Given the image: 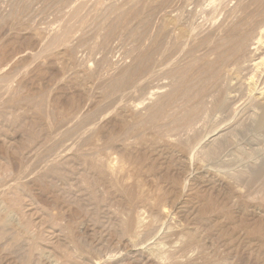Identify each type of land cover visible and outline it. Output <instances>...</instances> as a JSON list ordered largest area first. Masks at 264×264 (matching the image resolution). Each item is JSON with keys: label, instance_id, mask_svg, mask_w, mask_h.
<instances>
[{"label": "rangeland", "instance_id": "rangeland-1", "mask_svg": "<svg viewBox=\"0 0 264 264\" xmlns=\"http://www.w3.org/2000/svg\"><path fill=\"white\" fill-rule=\"evenodd\" d=\"M114 1L121 4L126 0ZM156 2L157 0L154 1L155 4ZM80 4L82 7L78 13V18H70L71 7ZM70 6V8H63L58 0H0V76H4L3 79H0V184L8 185L0 188L2 190L5 188L0 194V206L9 207L8 209L11 210L10 219L14 225H7V228L0 226V237L2 236L0 238V264H93L92 262L94 264H97L96 262L99 264H115V262L117 264H156V260L167 261L162 255L164 252L168 256V253L163 251L161 247L163 240L165 239L164 242L169 243L177 236L173 240L176 241L179 235H181L182 240L179 237L181 241L177 240L178 242L194 243V253L198 256L194 264H264V131H257L253 128L256 111L253 107L254 95L250 94L251 92L248 93L249 91L244 85L245 88L243 87L241 90L239 89V92L237 90V93H233L239 99L234 110L220 111V114L218 112L209 115L207 122H201L202 124L199 122L197 127L192 130L172 136L173 141L171 136L167 140L165 138L168 136H156L159 130L162 128L165 130V126L158 124L160 128L158 126L149 128L147 133H150L141 142L128 143L126 150H123L130 151L132 154L138 150L134 156L138 155L136 157H140L139 161L143 160L140 161V163L143 162L140 166V175H142L141 172L143 175L138 180L135 179L136 177H129L128 182L122 183L126 186L124 188L120 183L111 181L109 178L111 175L100 165L95 168L98 165L96 146L103 142L101 139L96 140L98 139L96 136L101 134L104 137H110L115 131L117 132L119 126L124 124L125 118L123 121L119 117L120 120L112 117L111 110L113 108L104 111L106 109L104 107L112 99L116 100L115 105L119 107L126 103L129 105L130 103L132 105L139 104L138 109L136 108L133 112L127 111L128 114L131 113L134 118H137L159 96L170 90L171 80L164 77L163 66L160 65L161 53L157 46L162 16L158 12L154 14L151 22L153 27L150 26L147 30L148 36L146 35L136 43L127 30L134 26L142 28L141 18H146V11L142 13L141 18L130 17L129 23H126L127 26L121 23L122 17L118 12L106 15L103 11L104 8L97 6V0H73ZM60 10H63V13H59ZM98 15L100 16L98 17ZM80 19L84 20L82 24L79 22ZM67 25H72L71 27L75 30L70 38L73 45H78V41L81 38L82 41L84 39L75 57L68 56L66 46L61 47L55 44L48 48L51 38L62 35ZM119 25L120 29L118 28ZM111 26L114 28V32L108 41H104V35ZM208 30L209 26H206L204 33ZM88 38L90 40L86 43ZM187 47L186 45L185 50ZM138 48L153 50V58L155 57L152 70L140 80V87L147 86L146 93L143 95L139 88H135L120 91L110 96L101 87L107 89L108 81L134 62ZM158 52L159 54H157ZM184 52L178 57L181 64L186 61L182 59ZM93 75L97 76L94 77ZM148 79L152 83L147 81ZM233 81L237 82L236 80ZM234 82L233 84H235ZM36 95L38 97L43 95L42 97H44L43 110L25 101H18L20 98ZM47 103L48 105H46ZM79 114L80 116H78ZM83 114L92 115L93 122L89 118L88 120L84 119L85 115ZM106 115L108 116L106 117ZM101 117L102 119H100ZM116 120L121 124L117 122L118 127L115 124ZM60 124L62 128L59 126ZM100 129L101 131H99ZM110 130L114 131H112L113 134ZM63 131H67L65 137H61ZM223 134L229 138L225 149L222 148L223 150L214 152L212 156L207 155L206 151L203 152L202 148L206 144L205 142L218 141ZM86 137L88 141L85 139ZM53 138H55L54 142ZM177 139L179 142L174 141ZM148 141L150 142L148 143ZM187 144L190 149L187 148ZM111 145L108 146L107 150H110ZM52 147H58L57 149L60 151L67 147L69 151L64 153L65 156L62 160L57 157L55 162H52L54 157L47 152ZM131 148L135 149L132 150ZM177 149L180 154L177 153ZM39 150L41 151L39 152ZM91 151H94L93 154H90ZM187 154H191L190 162L186 158H181ZM86 156L89 157L86 159ZM241 157L243 158L241 159ZM86 160L91 161L88 163L94 167L89 164L90 167L86 165ZM152 160L156 163L155 165ZM92 161L95 163L93 164ZM54 163L60 165H57L58 168L61 167L60 169L64 170H57V166L51 169V165ZM189 166L192 167L193 173L195 171L194 181L191 182L193 186L190 184L191 193L184 190L185 185H182L185 183L186 173L184 172H188V169H183ZM65 169H68L70 173L72 172V175ZM163 171L164 174H169L164 176ZM253 171H257L256 173L261 171L260 174L262 175L259 174L260 178L249 183V176L252 175ZM179 172L184 176L180 180L178 177L182 175ZM234 173L235 175L238 173L240 177L232 179ZM155 174L157 178H155ZM174 175H176L175 178ZM84 177L87 181L84 180ZM143 179L144 181H142ZM162 181H165L164 184L162 183L163 185L161 184ZM181 182L183 183L181 184ZM160 187L162 191L159 189ZM169 187L170 189H168ZM168 190H177L178 194H181L177 198H172V193ZM181 190L183 191L181 192ZM237 191L238 194L240 193V197L235 198L234 195ZM187 194L189 197L186 196ZM155 195L161 198V204L155 199L151 201L154 203L152 205L142 201L146 196ZM137 196L143 198H140L139 201ZM203 203L207 206V212L202 211ZM134 204L137 205L134 206ZM140 208L141 212L142 210H145L144 213L147 212L143 217L149 220L154 228L156 227L155 231L153 230L151 233H154L151 238V234H143L142 231L128 232L127 230V220L139 212ZM163 209L166 211L165 215L161 213ZM146 215L150 216L146 218ZM153 215L158 216L153 218ZM231 218L233 219L231 220ZM260 224L263 230L260 229ZM25 225L28 226L30 235L33 237L28 236V239L26 238L25 235L27 234L23 233ZM165 225L170 229L169 231H172L168 233V237L163 236V233L168 231ZM160 229L164 232L162 233ZM17 230H20L19 233ZM16 233L20 235L18 236ZM13 234L17 236L13 237ZM15 238L18 239L17 242ZM22 238L30 242L24 241ZM156 238L159 239L156 240ZM13 243L15 244L13 245ZM32 243H35L33 246L36 248L32 246ZM143 244L151 247V253L153 252L156 259L154 262L152 259H148L147 252H143L144 255H142V250L139 249L145 248ZM153 244L155 246H152ZM158 245L159 247H157ZM43 249L44 251H42ZM19 251L21 252L19 253ZM136 252L141 253L137 254ZM35 260L37 261L35 262Z\"/></svg>", "mask_w": 264, "mask_h": 264}, {"label": "bare ground", "instance_id": "bare-ground-1", "mask_svg": "<svg viewBox=\"0 0 264 264\" xmlns=\"http://www.w3.org/2000/svg\"><path fill=\"white\" fill-rule=\"evenodd\" d=\"M108 0H97V6L99 5L100 8H104L103 11L107 15L108 13H115L118 12L121 18V23L124 25H127L128 19L130 17L135 18H141V15L144 11H146V18L142 19L141 21L143 23L142 28L139 27H133L129 28L127 31L130 35V37L136 41V43L141 40L143 37L147 35V30L151 25L152 17L156 12L162 16V23H160V35L159 39L157 41L158 50H160V65L163 66V74L166 79L171 80V88L169 91L165 92V94L159 96L157 100H155L151 105H149L144 113H141V115L137 118H134L133 115L128 114L127 111H134L136 110L137 106L139 104H124L123 106H116V100L112 99L108 104H106V108L104 111L111 110L112 117L114 118H121L124 121V124L121 125L117 120L119 124H117V127L119 126V129L117 132L113 134L112 131L110 132L113 134L110 137H104L101 134L96 136V140L101 139L103 142L100 145H97L96 148L98 149L96 153V159H98V165L96 162L98 168L99 165L102 167V169L106 170V172L111 175L109 178L111 181L115 183H122L129 180L128 178L133 176L136 177L135 179L138 180V178L142 177L140 175V166L141 162L139 161V158L134 156L137 154L138 150L135 153H131L130 151H125L127 144L129 143H138L139 141L143 140L145 137L148 136L147 130L149 128L157 127L158 124H161L162 126H165V130H159L158 134L156 136H168L165 139H170L169 137L174 135H181L184 132H187L189 130H192L193 128L197 127V124L200 122H207L209 115L213 113L220 114V111H230L234 110V106L239 100L234 92H236L241 88L247 87L246 89L249 91L248 93L254 95L253 100V107L256 110L255 111V117L253 119V128H255L257 131H264V0H157L156 4L154 3L155 0H126L125 2L121 4H117L114 0H109L110 2H107ZM73 0H58V3H60V6L63 8H67L72 4ZM76 4V3H74ZM73 4V5H74ZM71 7V6H70ZM69 7V8H70ZM82 5H76L71 7L70 11V18H78V13L80 11V8ZM84 9V8H83ZM65 10V9H64ZM92 10V9H91ZM63 11V10H62ZM60 10L59 13L62 12ZM85 11V10H84ZM83 12V11H82ZM81 12V13H82ZM89 12V11H88ZM63 13V12H62ZM88 14V13H87ZM86 15V13H85ZM118 15V14H117ZM144 15V14H143ZM83 16V14H82ZM87 16V15H86ZM93 16V15H92ZM100 15H98L99 17ZM112 16V15H111ZM84 17V16H83ZM160 17V16H159ZM87 18V17H86ZM114 18V17H113ZM119 18V17H118ZM158 18V17H157ZM161 18V17H160ZM71 19V21H72ZM99 19V18H98ZM106 19V18H105ZM112 19V18H110ZM104 20V19H103ZM120 20V19H119ZM130 20V19H129ZM70 21V22H71ZM86 21V20H85ZM65 22V21H64ZM80 24L84 22V20H79ZM106 22V21H105ZM114 22V21H113ZM88 23V21H87ZM108 23V22H107ZM117 23V22H116ZM120 23V22H119ZM120 23V24H121ZM127 23V24H126ZM155 23V22H154ZM79 24V25H80ZM100 24V23H99ZM157 24V22H156ZM136 25V24H135ZM61 26V25H60ZM72 25H67L66 29L64 30L62 35L54 36L51 38V40L48 43V48L54 46L55 44L62 46H66L67 52L69 53L68 56L75 57V54L78 52V48L80 47L81 43L84 42V39L82 41V38L78 41V45H73L71 42L72 34L75 32ZM84 26V25H83ZM82 26V29L84 28ZM108 26V25H107ZM128 26V25H127ZM126 26V28H127ZM206 26H209L208 32L204 33V29ZM80 27V26H78ZM153 27V26H152ZM81 28V27H80ZM120 29V25L118 27ZM75 29V27H74ZM104 29V28H103ZM158 29V28H157ZM154 30H156L154 28ZM126 31V32H127ZM157 31V30H156ZM114 32V28L111 26L106 31L105 39L104 41H108V39L111 37V35ZM79 33V32H78ZM157 33V32H156ZM159 33V32H158ZM153 34V33H152ZM86 35V34H85ZM84 35V36H85ZM155 35V34H154ZM153 35V36H154ZM157 35V34H156ZM83 36V35H82ZM148 36V35H147ZM152 36V37H153ZM75 37V36H74ZM81 37V36H80ZM151 37V39H152ZM148 38V37H147ZM90 39L88 38L87 41ZM150 40V39H149ZM71 42V43H70ZM74 42V41H73ZM106 43V42H105ZM77 44V43H76ZM109 44V42H108ZM142 44V43H141ZM188 46L185 50V46ZM99 47V46H98ZM139 47V46H138ZM62 49V48H61ZM137 49V48H135ZM139 50L137 54L134 57V62L124 71L120 72L116 77H113L110 79L106 85V88H102L106 90V92L111 96V94L120 92V91H126L131 90L135 88H139V91L141 93H146L147 86L140 87V80L147 75L151 70L154 63L153 58V50L151 49H143L138 48ZM157 49V48H156ZM155 49V50H156ZM46 50V49H45ZM44 50V51H45ZM64 50V49H63ZM184 52L182 59H185L186 61L181 64L179 63L178 57L179 55H182L181 53ZM60 52V51H58ZM57 52V53H58ZM67 53V54H68ZM62 54V53H61ZM159 54V52L157 53ZM60 56V55H59ZM157 56V55H156ZM159 56V55H158ZM37 57V56H36ZM49 57V56H48ZM181 58V57H180ZM158 63V62H157ZM25 64V63H24ZM78 64V63H77ZM70 66V65H69ZM19 68V67H18ZM70 69V68H69ZM68 69V70H69ZM87 69V68H86ZM15 70V69H14ZM160 70V69H159ZM12 71V70H11ZM67 71V70H66ZM14 72V71H12ZM11 74V73H10ZM67 74V73H66ZM65 76V75H64ZM88 76V75H87ZM94 77L97 75H93ZM110 77V76H109ZM4 76H0V79H3ZM97 78V77H96ZM20 79V78H19ZM15 80V79H14ZM94 80V79H93ZM96 80V79H95ZM233 80H236L237 82H234ZM1 81V80H0ZM147 81H150L149 79ZM164 81V80H163ZM248 81V82H246ZM80 82V81H79ZM151 82V81H150ZM233 82L235 84H233ZM152 83V82H151ZM100 84V83H99ZM46 86V85H45ZM50 87V86H49ZM244 87V88H245ZM152 89V88H151ZM103 91V90H102ZM244 91V90H243ZM161 92V91H160ZM159 92V93H160ZM125 93V92H124ZM148 93V91H147ZM151 93V91H149ZM237 93V92H236ZM30 94V93H29ZM33 94V93H32ZM39 94V93H38ZM103 94L106 93L103 91ZM126 94V93H125ZM132 94V93H131ZM153 94V93H152ZM233 94V95H232ZM31 95V94H30ZM45 95V94H43ZM39 96H29L18 99V101H25L27 103H30L36 107H38L40 110H43L45 101L44 97ZM50 95V94H49ZM118 95V94H117ZM106 96V95H105ZM109 96V97H110ZM1 97V96H0ZM108 97V96H107ZM131 97V96H130ZM242 97V96H241ZM119 98V96H118ZM132 98V97H131ZM2 99V98H1ZM121 100V99H120ZM7 101V100H6ZM47 101V98H46ZM17 102V101H16ZM24 102V103H25ZM134 102V101H133ZM124 103V102H123ZM48 105V103L46 104ZM115 105V106H114ZM143 105V104H142ZM56 108V107H55ZM100 108V107H99ZM100 108V109H104ZM140 108V107H139ZM37 109V108H36ZM47 109V108H46ZM60 109V108H59ZM138 109V108H137ZM45 110V109H44ZM63 110V109H62ZM96 110V109H95ZM98 110V109H97ZM99 111V110H98ZM97 111V113H98ZM252 111V109H251ZM48 112V110H47ZM85 112V111H84ZM94 112V111H93ZM42 113V112H41ZM96 113V114H97ZM102 113V112H101ZM44 114V113H43ZM90 114V113H89ZM95 114V116H96ZM40 115V114H39ZM85 115V114H83ZM104 115V114H103ZM42 116V114H41ZM53 116V113H52ZM80 116V114L78 115ZM94 116V117H95ZM108 115H106L107 117ZM84 117V116H83ZM92 115H85L84 119L88 120V118L93 122V117L91 119ZM103 117V116H102ZM102 117L100 119H102ZM110 117V115H109ZM108 117V118H109ZM119 117V118H118ZM54 118V117H51ZM80 118V117H79ZM213 118V117H212ZM55 119V118H54ZM75 119V118H74ZM81 119V120H84ZM110 119V118H109ZM52 120V119H51ZM78 120V119H77ZM80 120V121H81ZM105 120V119H104ZM107 120V119H106ZM120 120V119H119ZM50 122V121H49ZM48 122V124H49ZM54 122V121H53ZM79 122V121H78ZM77 122V126L79 125ZM109 122V121H108ZM121 122V121H120ZM83 123V122H82ZM106 123V122H105ZM122 123V122H121ZM84 124V123H83ZM82 124V125H83ZM202 124V123H201ZM54 125V124H53ZM76 125V124H75ZM108 125V124H107ZM245 125V124H244ZM47 126V125H46ZM50 126H52L50 124ZM62 128V125H59ZM70 126V124H69ZM204 126V125H203ZM202 126V127H203ZM67 127V125H66ZM74 127V125H73ZM85 127V126H84ZM100 127V126H99ZM111 127V126H110ZM205 127V126H204ZM158 128H160L158 126ZM247 128V127H246ZM65 129V128H64ZM68 129V127H67ZM66 129V130H67ZM76 129V128H75ZM112 129V127H111ZM254 129V130H255ZM195 130V129H194ZM193 130V132H194ZM249 130V129H248ZM101 131V129L99 130ZM54 132V130H53ZM52 132V133H53ZM56 132V131H55ZM62 132V130H61ZM67 132V131H66ZM66 132L63 131L61 137H65ZM114 132V131H113ZM102 133V132H99ZM256 133V132H254ZM263 133V132H262ZM57 134V133H56ZM55 134V135H56ZM214 134V133H213ZM264 134V133H263ZM54 135V134H53ZM72 135V134H71ZM150 135V134H149ZM262 135V134H261ZM52 136V134H51ZM60 136V135H58ZM152 136V134H151ZM226 134H223L218 141H208L205 142L206 144L202 148L203 152H207V155L212 156L214 152H218V150H223L226 147V143L229 142L228 136L226 137ZM89 138V137H88ZM153 138V137H152ZM174 138V137H173ZM184 138V136H183ZM205 138V137H204ZM53 138V142H54ZM65 139V138H64ZM63 139V140H64ZM87 140V137L85 138ZM91 139V138H90ZM89 139V140H90ZM155 139V137H154ZM158 139V138H157ZM235 139V137H233ZM238 139V138H237ZM68 140V139H67ZM84 140V139H83ZM95 140V139H94ZM165 140V141H166ZM181 140V139H180ZM185 140V139H184ZM209 140V139H208ZM88 141V140H87ZM86 141V142H87ZM173 141V140H172ZM174 141H178L174 140ZM60 142V141H59ZM76 142V141H75ZM146 143V141H144ZM150 141H148L149 143ZM152 142V141H151ZM162 142V140H161ZM170 142V141H169ZM179 142V141H178ZM181 142V141H180ZM187 142V141H186ZM88 143V142H87ZM154 143V141L152 142ZM189 143V142H188ZM86 144V143H85ZM84 144V145H85ZM111 145L110 150H107L108 146ZM156 144V143H155ZM173 144V142H172ZM57 145V144H56ZM88 145V144H87ZM153 145V144H152ZM166 145V143H165ZM231 145V144H230ZM229 145V146H230ZM65 146V145H64ZM67 146V145H66ZM70 146V145H69ZM125 146V147H124ZM140 146V145H139ZM161 146V145H160ZM168 146V145H166ZM171 147V145H169ZM176 146V145H174ZM173 146V147H174ZM188 149V144L186 145ZM49 147V146H48ZM68 147V146H67ZM64 148L63 150L57 149L58 147H52L49 148L47 152H49V155L54 157L52 162H55V159L57 157H60L59 159L62 160L65 156V152L69 151ZM93 147V146H92ZM36 148V147H35ZM62 148V147H61ZM130 148V147H129ZM137 148V147H136ZM140 148V147H139ZM148 148V147H147ZM155 148V147H154ZM169 148V147H168ZM223 148V149H222ZM33 149V148H31ZM90 149V148H89ZM125 149V150H123ZM132 149V148H131ZM135 149V148H133ZM132 149V150H133ZM138 149V148H137ZM175 149V148H174ZM228 149V147H227ZM59 150V152H58ZM88 150V149H87ZM92 150V149H91ZM231 150V149H230ZM238 150V149H237ZM41 150H39L40 152ZM95 151V149H94ZM93 151V152H94ZM142 151V150H141ZM163 151V150H162ZM178 154H180V151L178 149L176 150ZM175 151V153H176ZM252 151V150H251ZM91 151L90 154H93ZM144 152V151H143ZM174 152V151H171ZM182 152V151H181ZM202 152V153H203ZM88 154V153H86ZM145 154V153H144ZM183 154V153H182ZM241 154V153H239ZM68 155V153H66ZM73 155V153H72ZM89 155V154H88ZM177 155V154H176ZM187 154L185 157L187 161L190 162V155ZM248 155V154H247ZM251 155V154H250ZM92 156V155H91ZM95 156V155H94ZM141 156V155H140ZM146 156V154H145ZM157 156V155H156ZM184 156V155H182ZM44 157V156H43ZM84 157V156H83ZM89 156H86V159ZM158 157V156H157ZM240 157V156H239ZM35 158V157H34ZM76 158V157H75ZM85 158V157H84ZM83 158V159H84ZM93 158V157H92ZM152 158V157H151ZM243 157H241L242 159ZM81 159V158H80ZM91 159V158H89ZM88 159V160H89ZM150 160V158H148ZM163 159V158H162ZM185 159V160H186ZM58 160V159H57ZM66 160V158H65ZM72 160V159H71ZM82 160V159H81ZM80 160V162H81ZM87 161L88 165L91 163ZM246 160V159H245ZM244 160V161H245ZM94 161V159H93ZM92 161V162H93ZM143 161V160H142ZM148 161V160H147ZM153 161V160H152ZM247 161V160H246ZM58 162V161H57ZM72 162V161H71ZM89 162V163H88ZM145 162V161H144ZM154 162V161H153ZM82 163V162H81ZM95 162H93L94 164ZM100 163V164H99ZM169 163V162H168ZM185 163V162H184ZM78 164V163H77ZM156 163L154 162V165ZM187 164V162H186ZM251 164V163H250ZM253 164V163H252ZM58 164L54 163L51 165V169L56 167ZM63 165V164H61ZM80 165V164H79ZM82 165V164H81ZM92 166V164H89ZM88 165V166H89ZM148 165V163H147ZM166 165V164H165ZM60 166V165H58ZM57 166V168H58ZM153 166V164H152ZM192 166V165H191ZM189 166L188 168H184L183 170H187L185 180L181 182L184 186V190L187 192L191 190V182L193 180L194 173L192 171V167ZM246 166V165H245ZM251 166V165H250ZM259 166V165H258ZM90 167V166H89ZM94 167V166H92ZM158 167V166H157ZM248 167V166H247ZM61 168V167H60ZM58 168L57 170H64ZM74 168V167H73ZM144 168V167H142ZM150 168V167H149ZM159 168V167H158ZM239 168V167H238ZM254 168V167H253ZM56 169V168H55ZM79 169V168H78ZM145 169V168H144ZM143 169V171H144ZM148 169V168H147ZM163 169V168H162ZM168 169V168H165ZM259 169V168H258ZM54 170V169H53ZM66 170V169H65ZM68 170V169H67ZM66 170V171H67ZM97 170V169H96ZM161 170V169H160ZM164 170V169H163ZM239 170V169H238ZM245 170V169H244ZM71 171V170H70ZM80 171V170H79ZM100 171V170H99ZM151 171V170H150ZM169 171V170H168ZM174 171V170H173ZM177 171V169H176ZM233 171V170H232ZM247 171V169H246ZM36 172V171H35ZM69 172V170H68ZM105 172V171H101ZM105 172V173H106ZM245 172V171H244ZM257 171H253L252 175L249 176L250 182H253L255 179L260 178L259 174L256 173ZM259 172V171H258ZM70 173V172H69ZM67 173V174H69ZM72 173V172H71ZM70 173V174H71ZM81 173V172H80ZM156 173V172H155ZM50 174V173H49ZM60 174V173H59ZM89 174V173H88ZM164 174V171H163ZM167 173L164 174V176ZM169 174V173H168ZM167 174V175H168ZM180 174V172H179ZM234 173V177L232 179H236L240 177V175ZM72 175V174H71ZM82 175V174H81ZM145 175V174H144ZM156 175V174H155ZM178 175V173H177ZM182 175V174H180ZM228 175V172H227ZM245 175V174H243ZM247 175V174H246ZM245 175V176H246ZM262 174H260L261 176ZM23 176V175H22ZM154 176V175H152ZM151 176V177H152ZM183 176V175H182ZM179 176L178 180L180 178H184V176ZM196 176V175H195ZM71 177V176H70ZM68 177V178H70ZM73 177V176H72ZM145 179V176H143ZM176 175H174V178ZM243 177V176H242ZM80 178V177H79ZM86 180V177H84ZM94 178V177H93ZM112 178V179H111ZM154 178V177H153ZM157 178V175L156 177ZM159 178V177H158ZM168 178V177H167ZM197 178V177H196ZM224 178V177H223ZM247 178V177H246ZM58 179V178H57ZM64 179V178H63ZM67 179V178H66ZM71 179V178H70ZM68 179V181L70 180ZM144 179L142 181H144ZM150 179V178H149ZM164 179V178H163ZM195 179V178H194ZM1 180V179H0ZM82 180V179H80ZM104 180V179H102ZM134 180V179H133ZM146 180V179H145ZM153 180V179H152ZM156 180V179H154ZM220 180V179H219ZM225 180V179H224ZM248 180V179H247ZM71 181V180H70ZM87 181V180H86ZM131 181V180H130ZM141 181V180H140ZM148 181V180H146ZM150 181V180H149ZM158 181V180H157ZM156 181V182H157ZM176 181V180H175ZM194 181V180H193ZM196 181V180H195ZM221 181V180H220ZM239 181V180H238ZM245 181V180H244ZM63 182V181H62ZM85 182V181H84ZM82 182V183H84ZM128 182V181H127ZM155 182V181H154ZM152 182V184H154ZM155 182V183H156ZM165 181H162L161 184H164ZM171 182H173L171 180ZM178 182V181H177ZM180 182V181H179ZM222 182V181H221ZM255 182V181H254ZM3 183V182H1ZM72 183V182H71ZM108 183V182H107ZM141 183V182H140ZM146 183V182H143ZM149 183V182H148ZM167 183V181H166ZM76 184V183H75ZM91 184V183H90ZM138 184V183H137ZM147 184V183H146ZM144 184V185H146ZM162 184V185H163ZM171 184V183H170ZM7 185V184H6ZM144 185H141L145 187ZM151 185V184H150ZM156 185V184H154ZM160 185V184H159ZM192 185V184H191ZM2 186H5L4 184H0V188ZM8 186V185H7ZM5 186V187H7ZM70 186V185H69ZM74 186V185H73ZM124 188L126 186L122 185ZM137 186V185H136ZM140 186V187H141ZM149 186V185H147ZM168 186V184H167ZM171 186V185H170ZM174 186V184H173ZM171 186V187H173ZM193 186V185H192ZM71 187V186H70ZM162 187V186H161ZM161 189L162 191V188ZM176 187V186H175ZM103 188V187H102ZM109 188V187H108ZM166 188V187H165ZM5 189V188H4ZM3 189V190H4ZM80 189V188H79ZM85 189V188H84ZM143 189V188H142ZM141 189V190H142ZM170 189V187L168 188ZM180 189V188H179ZM0 189V194H2ZM8 190V189H7ZM173 190V189H172ZM243 190V189H242ZM6 191V190H5ZM78 191V190H77ZM147 191V190H146ZM144 191V192H146ZM170 191V190H168ZM180 191V190H179ZM183 190H181L182 192ZM98 192V191H97ZM164 192V191H163ZM188 192V193H189ZM193 192V191H192ZM236 192V191H234ZM102 193V191H101ZM104 193V192H103ZM129 192L127 191V194ZM172 193V198H177L179 192L177 190L170 191ZM191 193V192H190ZM106 194V193H105ZM143 194V193H142ZM169 194V193H168ZM186 194V193H185ZM213 194V193H212ZM224 194V193H223ZM119 195V194H118ZM145 195V194H144ZM170 195V194H169ZM167 195V196H169ZM92 196V195H91ZM127 196V195H126ZM156 196V195H155ZM146 196L144 199L143 197H140L143 202L151 203L153 199L157 201L159 204H161L162 200L158 196ZM171 196V195H170ZM184 196V195H183ZM182 196V197H183ZM188 196V194L186 195ZM192 196V195H191ZM190 196V197H191ZM115 197V196H114ZM179 197V196H178ZM189 197V196H188ZM215 197V196H214ZM234 197H240V193H235ZM117 198V196H116ZM139 196H137V199L140 201ZM216 198V197H215ZM227 198V197H226ZM95 199V198H94ZM111 199V198H110ZM192 199V198H191ZM190 199V200H191ZM120 200V199H118ZM189 200V199H188ZM212 201V200H211ZM214 201V200H213ZM125 202V201H124ZM134 202V201H133ZM132 202V203H133ZM137 202V201H136ZM218 202V201H217ZM234 202V201H233ZM135 203V202H134ZM189 203V201H188ZM111 204V203H110ZM138 204V203H137ZM137 204H134L136 206ZM154 203H151V205ZM172 205L174 203H171ZM176 204V203H175ZM187 204V203H186ZM212 204V203H211ZM149 205V206H151ZM204 207L202 209L203 212H207V206L203 203ZM235 205V204H234ZM246 205V204H245ZM106 206V205H105ZM202 206V205H201ZM102 207V206H101ZM127 207V206H126ZM138 207H140L138 205ZM137 207V208H138ZM9 208V207H8ZM8 208H3L0 206V226H6L7 225H13V222L11 221V210ZM154 208V207H153ZM152 208V209H153ZM158 208V207H156ZM160 208V207H159ZM164 208V207H163ZM166 208V207H165ZM164 208V209H165ZM162 210V214H166L165 210ZM158 211V209H156ZM210 210V209H209ZM232 210V209H231ZM145 210H142V212ZM155 211V210H154ZM234 211V210H233ZM128 212V211H127ZM141 212L140 211L135 213L133 217H131L129 220H127V230L129 231H142L143 234L147 233V235L151 234L154 228V225L149 221L146 220L143 216L147 212ZM232 212V211H231ZM93 213V212H92ZM125 213V212H124ZM176 213V212H175ZM235 213V212H234ZM258 213V212H257ZM94 214V213H93ZM95 215V214H94ZM97 215V214H96ZM160 215V214H159ZM233 215V214H232ZM150 216V215H149ZM149 216H145L146 218ZM154 216V215H153ZM152 216V217H153ZM158 216V215H157ZM157 216L153 218H157ZM162 216V215H161ZM198 216V215H197ZM160 217V216H159ZM167 217V216H166ZM234 217V215L232 216ZM181 218V217H180ZM149 219V218H148ZM165 219V218H164ZM206 219V218H205ZM203 219V220H205ZM214 219V218H213ZM233 218H231L232 220ZM190 220V219H189ZM156 221V219H155ZM154 221V222H155ZM161 221H164L161 219ZM168 221V220H167ZM211 221V220H210ZM240 221V220H239ZM238 222V221H237ZM247 222V221H246ZM26 223V222H25ZM122 223V222H120ZM248 223V222H247ZM27 224V223H26ZM117 224V223H115ZM193 224V223H192ZM125 225V224H124ZM164 225V223H163ZM19 226V225H18ZM167 225H165L166 227ZM168 226H171L168 224ZM252 226V225H251ZM121 227V226H120ZM163 227V226H162ZM258 227V226H257ZM5 228V227H4ZM22 228V227H21ZM123 228V227H122ZM171 228V227H170ZM173 228V226H172ZM175 228V227H174ZM178 228V227H177ZM182 228V227H181ZM180 228V229H181ZM252 228V227H251ZM1 229V227H0ZM20 229V228H18ZM159 229V228H157ZM170 230L168 227H166V230ZM259 229V228H257ZM260 229H262L260 224ZM4 230V229H3ZM125 230V229H124ZM172 230V229H171ZM184 230V229H183ZM263 230V229H262ZM6 231V229H5ZM18 233L20 230H17ZM155 231V230H154ZM157 231V230H156ZM162 232V230L160 229ZM163 231V236L168 237V233L172 231ZM177 231V230H175ZM181 231V230H180ZM3 232V231H2ZM158 232V231H157ZM160 232V233H161ZM185 232V231H184ZM190 233L192 231H189ZM195 232V231H194ZM251 232V231H250ZM23 233L27 234L25 235L28 239V236L30 237V230L27 225L24 226ZM161 233V234H162ZM188 233V232H187ZM189 233V234H190ZM17 234V233H16ZM15 234V235H16ZM21 234V232H20ZM19 234V235H20ZM134 234V233H133ZM154 234V233H153ZM150 235V238L152 235ZM159 234V235H161ZM187 234V235H189ZM1 235V234H0ZM5 235V234H4ZM3 235V236H4ZM13 234V237L15 236ZM18 235V234H17ZM16 235V236H17ZM18 235V236H19ZM22 235V234H21ZM131 235V233H129ZM141 235V233H140ZM24 236V235H23ZM156 236V235H155ZM181 235H179L180 237ZM191 236V235H189ZM2 237V236H1ZM0 237V238H1ZM8 237V236H7ZM33 237V236H31ZM147 237V236H145ZM149 237V236H148ZM161 237V236H160ZM170 237V236H169ZM173 237V235H172ZM171 237V238H172ZM177 236H175L176 238ZM179 237L177 240L179 241ZM195 237V236H194ZM11 238V237H10ZM131 238V237H130ZM128 238V239H130ZM149 238V240H150ZM174 238V239H175ZM181 238V237H180ZM191 238V237H190ZM21 237L19 238L20 241ZM22 238V240H26ZM132 239V238H131ZM159 239V238H158ZM156 238V240H158ZM167 239V238H166ZM173 239V240H174ZM16 240V238H15ZM18 240V239H17ZM16 240V242H17ZM31 240V239H30ZM137 240V239H135ZM134 240V241H135ZM148 240V241H149ZM161 240V239H160ZM165 240V239H164ZM163 240V242H164ZM171 241L169 243L162 244L163 251H166L168 253V256H166L163 252L162 255H164V258L167 259L166 262H162L161 260H156L154 258L153 252L151 253V247L146 246L145 248H140L139 250H142L143 252H147L149 256L148 259H152L153 262L156 260V264H194L196 263V260L198 259V256L194 253V243H187V242H178ZM182 240V238H181ZM180 240V241H181ZM14 241V240H13ZM142 241V240H141ZM30 242V241H27ZM151 242V241H150ZM155 242V241H154ZM9 243V242H8ZM26 243V242H25ZM38 244V242H36ZM149 243V242H148ZM153 243V242H152ZM157 243H159L157 241ZM156 243V244H157ZM203 243V242H202ZM15 243H13L14 245ZM35 243H32V246ZM36 244V246H37ZM151 244V243H150ZM150 244H148L150 246ZM3 245V244H1ZM8 245V244H7ZM6 245V247H7ZM26 245V244H25ZM141 245V244H140ZM142 245V246H143ZM159 245L157 247H159ZM11 246V245H10ZM29 246V245H28ZM152 246H155L154 244ZM25 247V246H24ZM35 247V246H33ZM39 247V246H38ZM37 247V249H38ZM156 247V248H157ZM161 247L159 248L161 250ZM260 247V246H259ZM10 249V247H8ZM36 248V247H35ZM7 249V248H6ZM27 249V247H26ZM29 250V249H28ZM28 250H26L28 252ZM35 250V249H34ZM54 250V249H53ZM138 250V251H139ZM197 250V249H196ZM25 251V252H26ZM37 251V250H36ZM40 251V249H39ZM44 251V249L42 250ZM125 251V250H124ZM159 251V250H158ZM157 251V252H158ZM21 251H19L20 253ZM135 252V251H133ZM140 252V253H141ZM161 252V251H160ZM197 252V251H196ZM199 252V251H198ZM42 253V252H41ZM61 253V252H60ZM137 253V252H136ZM137 253V254H140ZM159 253V252H158ZM157 253V254H158ZM162 253V252H161ZM160 253V254H161ZM200 253V252H199ZM9 254V253H7ZM5 254V255H7ZM15 254V253H14ZM28 254V253H26ZM71 254V253H70ZM131 254V253H130ZM129 254V255H130ZM23 255V254H22ZM21 255V256H22ZM39 255V254H35ZM41 255V254H40ZM62 255V254H61ZM67 255V254H65ZM128 255V254H127ZM128 255V256H129ZM16 256V255H15ZM31 256V255H30ZM75 256V255H73ZM78 256V255H77ZM76 256V257H77ZM82 256V255H81ZM80 256V257H81ZM102 256V255H101ZM108 256V254H107ZM133 256V254H132ZM136 256V255H135ZM200 256V255H199ZM3 257V256H2ZM25 257V255H24ZM28 257V256H27ZM26 257V259H27ZM36 257V256H35ZM34 257V258H35ZM40 257V256H39ZM44 257V256H43ZM69 257V256H68ZM79 257V258H80ZM84 257V256H83ZM131 257V256H130ZM202 257H204L202 255ZM15 258V257H14ZM31 258V257H29ZM38 258V257H37ZM61 258V257H60ZM82 258V257H81ZM145 258V257H144ZM143 258V259H144ZM154 258V259H153ZM53 259V258H52ZM84 259V258H83ZM109 259V258H107ZM112 260V258H110ZM141 259V257H140ZM147 259V260H148ZM162 259V258H161ZM165 259V260H166ZM207 259V257H206ZM18 260V259H17ZM20 260H23V258ZM25 260V259H24ZM29 260V259H28ZM45 260V259H44ZM43 260V261H44ZM55 260V259H54ZM68 260V259H67ZM82 260V259H81ZM96 260V259H95ZM105 260V259H104ZM114 260V259H113ZM146 260V259H144ZM163 260V259H162ZM1 261V260H0ZM15 261V260H14ZM13 261V263H14ZM37 260H35L36 262ZM59 261V260H58ZM99 261V260H98ZM102 261V260H101ZM164 261V260H163ZM12 262V261H11ZM27 262V261H25ZM29 262H31L29 260ZM53 262V260H52ZM57 262V260H56ZM108 262V261H107ZM115 262V261H113ZM70 263V262H69ZM91 263V261H90ZM94 264V262H92ZM99 264L98 262H96ZM126 263V262H125ZM7 264V263H6ZM12 264V263H11ZM26 264V263H25ZM31 264V263H30ZM36 264V263H35ZM45 264V263H44ZM55 264V263H54ZM86 264V263H85ZM89 264V263H88ZM108 264V263H107ZM114 264V263H113ZM115 264H117L115 262ZM133 264V263H132ZM154 264V263H151ZM205 264V263H204Z\"/></svg>", "mask_w": 264, "mask_h": 264}]
</instances>
